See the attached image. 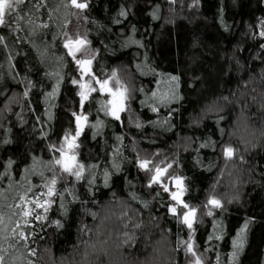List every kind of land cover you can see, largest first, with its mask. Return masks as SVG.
<instances>
[{
	"label": "trees",
	"instance_id": "16d2710c",
	"mask_svg": "<svg viewBox=\"0 0 264 264\" xmlns=\"http://www.w3.org/2000/svg\"><path fill=\"white\" fill-rule=\"evenodd\" d=\"M77 2L23 0L0 26L2 264H189L191 238L204 264H264V0ZM79 38L125 93L119 119L107 92L81 107ZM73 113L79 179L56 163Z\"/></svg>",
	"mask_w": 264,
	"mask_h": 264
},
{
	"label": "snow or ice",
	"instance_id": "6c2138e0",
	"mask_svg": "<svg viewBox=\"0 0 264 264\" xmlns=\"http://www.w3.org/2000/svg\"><path fill=\"white\" fill-rule=\"evenodd\" d=\"M22 2H23V0H0V25H4L6 23V21H5L6 15L11 16L15 12L16 7ZM72 4L75 7L79 8V9H84V8L87 7V4L78 3L77 0H72ZM121 14L124 15V13H121ZM260 35L262 37H264V32H261ZM0 40H3V37H0ZM77 43H83V41H77ZM65 47L67 48L68 44H65ZM70 54H71V52H70ZM76 62H77V64L82 66V71L84 70L83 69V65H85V64H89L90 65V63H91V61H83V60H77ZM113 76H115V73H113ZM173 79L175 80L177 78L173 77ZM72 83L76 84L77 81L73 80ZM96 83L100 84V88L103 91L105 89L106 85L108 84V81L105 80V81L101 82V81L97 80ZM80 87L84 88L85 85H80ZM91 91H96V89L92 88ZM108 91L113 96V99L108 101V104L111 105L112 107L111 108H107V105H106L105 106L106 110L111 115H113L116 119H119L120 118L119 117V112L123 110V99L126 98V97H124L123 94H119V99H118L117 98L118 97V93L117 92H112L111 89H108ZM80 96H81V102H80L81 103V107H83V103H84L85 100L88 99V96L84 92H81ZM73 116L75 117L76 122H77V131L75 133V136H73L71 138V140H68V135L67 134L65 136V141L67 142L69 149L78 147V145L75 144V140H76L77 137L80 136L81 131L83 130V126L80 124V121H81V119L87 120L86 116L82 118L81 116L77 115L76 113H73ZM59 151H60L62 157H66L67 161H70V162H74L75 161V156H68L64 152L63 148L59 149ZM225 154L229 158H231L232 155H233V149L230 148V147L225 149ZM56 163L57 164H63L64 165L63 170L65 172L72 173V166H71L70 163H65L64 160H57ZM146 166H147V162H143L140 165L141 168H146ZM169 167H170V165H169ZM79 168L82 170L83 169V165H79ZM164 171H167V170L165 169ZM162 174L163 173L161 172V170L157 169V175L152 178L153 183L159 182V176L162 175ZM74 175L77 177V179H79L81 173H80V171H77V172L74 173ZM51 183L54 185L56 183V181L52 180ZM176 184H177V188L179 189V191L171 193V198L173 200H175L177 202V204H182L183 208L188 209V211L183 213V218H182L181 222L183 224H185L190 230L194 231L193 224L195 222L196 209L189 208V205L187 203H184L181 200V196L183 195V192H184L183 181L177 179ZM149 186H151V185H149ZM164 190L168 191L166 186H165ZM48 194H49V196H51L53 194V189L52 188H49ZM21 199H23V198H21ZM208 204L212 205L215 208L221 207L220 201L216 200V199H210L208 201ZM36 207H42V205L36 204ZM45 211H47L46 208H45ZM170 211L173 214H176L177 209H176V207H172V208H170ZM24 215L28 216V215H30V213L29 212H24ZM208 215H212V212L209 211ZM36 219H43V217L37 215ZM57 224H59V222H57ZM20 235H21V237H23L24 233H21ZM209 239H211V237H209ZM187 247H188L189 251H192V245L191 244H189ZM193 255H195V253H193ZM234 255H235V253H234ZM2 261H3V257H0V264H2ZM197 264H200L199 259H197Z\"/></svg>",
	"mask_w": 264,
	"mask_h": 264
},
{
	"label": "rangeland",
	"instance_id": "374dc122",
	"mask_svg": "<svg viewBox=\"0 0 264 264\" xmlns=\"http://www.w3.org/2000/svg\"><path fill=\"white\" fill-rule=\"evenodd\" d=\"M0 26H1V25H0ZM76 40H77V39H76ZM76 40H74V41H76ZM71 41H72V40H71ZM67 44H68V47H67V48H68L69 53L71 52V55L74 56L77 60L91 61L90 65L87 64V67H88V68H87L86 71H85V70L82 71V66L79 65L78 75H77V78H76V81H77L76 84H77L78 87H79V95H80L81 92H84V93L88 96V98H89V97H90L93 93H95V92H100L101 94H103V93L105 94L106 92H105L104 90H103V91L101 90V88H100V84L96 83V81L99 80V79L95 76V74H94L93 71H92V63H93V59H94L95 55L97 54V52H96V51H93V50L90 48V45H89L86 41H83V43H79L77 46H73V45H71L70 42L67 43ZM80 55H81V56H80ZM113 79H114V78H113V76H112L111 78H109V79L106 80V81H108V84L106 85V87H108L109 89H111L112 92L122 93L123 96L125 97V93H124V91L122 90L121 87L116 86V85L114 84V80H113ZM99 81L103 82L104 80H99ZM80 85H85V87H84V88H81ZM92 88H95L96 91H91ZM107 95H108V101H110L112 95H111V93H107ZM80 97H81V96H80ZM85 101H86V100H85ZM85 101H84V103H85ZM108 107L111 108L112 106L108 104ZM125 107H126V98L123 99V110L120 111L119 114L122 113V112L125 110ZM78 115L81 116L82 118L86 116V115H83V114H81V113L78 114ZM86 117H87V116H86ZM83 121H84V124H83L82 126L84 127V125H85V123H86L87 120H84V119H83ZM76 131H77V130H76ZM81 132H82V131H81ZM73 136H75V134H74V135H69V136H68V140H71V138H72ZM77 139H78V137H77L76 140H75V144L77 143ZM76 145H77V144H76ZM61 148H63V150H64L65 153L67 152V153H69L71 156H75V161H74V162H70V164H71V166H72V173L65 172V171L63 170V167H64L63 164H57V165L59 166V168H60L62 171H64V172L67 173V174H72V175H74L75 172L80 171V173H81L80 178H81V176H82V170L79 168V165H80V164L78 163V160H77V158H78L77 147H76V148H72V149H68V144H67V142L65 141V139H63V140L60 142L59 147L57 148V150H58V152H59V157H58L57 160H64L65 163H69L67 160H65V159L61 156V153H60V151H59V149H61ZM164 170H165V168L161 171L163 174L159 176V181H160V183L163 184L164 187H165V186L167 187L168 192H169L170 194L173 193V192H177V191H179V189L177 188L176 181H177V179L183 181V179L180 178V177H167V176H166V171H164ZM156 175H157V173H156ZM74 176H75V175H74ZM75 178H77V177L75 176ZM49 188H52V189H53V192H54L53 184H52V185L50 184V185H49ZM183 188H184V192H183V195L181 196V200H182V201H183V196H184V193H185L184 181H183ZM52 195H53V194H52ZM52 195H51V196H52ZM47 196H48V199H47V201H46L45 203H43L44 206H43V204H40V205H42V209H41L42 213H40V216L43 214V212H45V208L47 209V208H48L47 206H49V204H50L49 202H50V197H51V196H49V194H47ZM183 202H184V201H183ZM177 205H178V206H182V204H177ZM182 207H183V206H182ZM40 208H41V207H40ZM189 208H190V207H189ZM186 211H188V209H185V208H184L183 213L186 212ZM42 216H43V215H42ZM195 219H196V217H195ZM190 244L192 245V251H189V250H188L189 253H190V262H189V264H197V259H199L200 264H204V262L202 263L201 258L199 257V254H198V252L196 251V249H195V247H194V245H193V240H192V238H191ZM193 253H195V255H193Z\"/></svg>",
	"mask_w": 264,
	"mask_h": 264
},
{
	"label": "water",
	"instance_id": "95a60500",
	"mask_svg": "<svg viewBox=\"0 0 264 264\" xmlns=\"http://www.w3.org/2000/svg\"><path fill=\"white\" fill-rule=\"evenodd\" d=\"M77 41H83L81 38H79V39H77L76 41H74V40H72V41H70V44L71 45H73V46H77L79 43H77ZM87 64H85V65H83V69L86 71L87 70ZM108 87H105V89H104V91L105 92H107V93H110L109 91H108ZM119 94H122V93H118V99H119ZM113 99V96L111 97V100ZM80 124L81 125H83L84 124V121H83V119H81V121H80ZM69 149V148H68ZM66 154L68 155V156H71L69 153H67L66 152ZM65 160H66V157H63ZM69 163H70V161H68Z\"/></svg>",
	"mask_w": 264,
	"mask_h": 264
}]
</instances>
